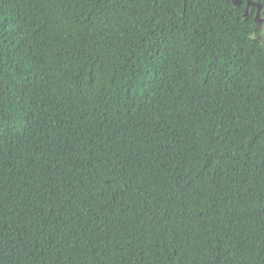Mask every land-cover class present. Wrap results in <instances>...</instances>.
Here are the masks:
<instances>
[{"label": "trees", "instance_id": "trees-1", "mask_svg": "<svg viewBox=\"0 0 264 264\" xmlns=\"http://www.w3.org/2000/svg\"><path fill=\"white\" fill-rule=\"evenodd\" d=\"M245 9L0 0V264H264Z\"/></svg>", "mask_w": 264, "mask_h": 264}, {"label": "water", "instance_id": "water-1", "mask_svg": "<svg viewBox=\"0 0 264 264\" xmlns=\"http://www.w3.org/2000/svg\"><path fill=\"white\" fill-rule=\"evenodd\" d=\"M241 1L242 0H232V3L234 6H238ZM245 1H246V9H245L244 17L248 16L249 9L251 6H255L257 8L253 20H254L255 25H256L255 32L258 33L260 31L262 23H263V20H262L261 15H260L262 6L253 0H245Z\"/></svg>", "mask_w": 264, "mask_h": 264}, {"label": "snow or ice", "instance_id": "snow-or-ice-1", "mask_svg": "<svg viewBox=\"0 0 264 264\" xmlns=\"http://www.w3.org/2000/svg\"><path fill=\"white\" fill-rule=\"evenodd\" d=\"M259 35H260L261 37H264V31L259 32Z\"/></svg>", "mask_w": 264, "mask_h": 264}, {"label": "rangeland", "instance_id": "rangeland-1", "mask_svg": "<svg viewBox=\"0 0 264 264\" xmlns=\"http://www.w3.org/2000/svg\"><path fill=\"white\" fill-rule=\"evenodd\" d=\"M260 32V31H259Z\"/></svg>", "mask_w": 264, "mask_h": 264}]
</instances>
